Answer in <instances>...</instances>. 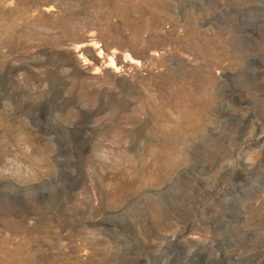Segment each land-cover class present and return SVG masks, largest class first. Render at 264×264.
I'll return each instance as SVG.
<instances>
[{"label": "rangeland", "instance_id": "rangeland-1", "mask_svg": "<svg viewBox=\"0 0 264 264\" xmlns=\"http://www.w3.org/2000/svg\"><path fill=\"white\" fill-rule=\"evenodd\" d=\"M0 264H264V0H0Z\"/></svg>", "mask_w": 264, "mask_h": 264}, {"label": "bare ground", "instance_id": "bare-ground-1", "mask_svg": "<svg viewBox=\"0 0 264 264\" xmlns=\"http://www.w3.org/2000/svg\"><path fill=\"white\" fill-rule=\"evenodd\" d=\"M144 2H148L149 0H143ZM136 5V4H135ZM190 28V26L188 27V29ZM112 63V62H111ZM205 103H206V99L205 100H203V102L201 103V101L199 102V105L197 106H195V105H192V106H195L196 108H198L199 110L200 109H202V107L205 105ZM189 108V107H188ZM195 110V109H194ZM193 110V111H194ZM196 111V110H195ZM189 112H192V110H189Z\"/></svg>", "mask_w": 264, "mask_h": 264}]
</instances>
